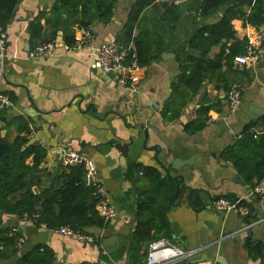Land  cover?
I'll return each instance as SVG.
<instances>
[{"label":"crops","instance_id":"1","mask_svg":"<svg viewBox=\"0 0 264 264\" xmlns=\"http://www.w3.org/2000/svg\"><path fill=\"white\" fill-rule=\"evenodd\" d=\"M56 1L21 0L6 28L8 44L5 58L0 60V93L11 99L13 107L5 110L3 117L7 123L15 118L26 119L30 129L27 138L44 148L41 168L45 175L38 194L51 188L62 170L61 148L71 145L98 167L104 197L115 216L103 229L84 231L96 239L94 244H86L0 211L2 227L16 230L24 238L18 246L19 255L0 264H16L38 246L54 252V264H146L148 244L134 252L132 233L137 223L136 190L149 193L153 185L143 171L138 172V165L156 168L163 177L168 176L164 171L168 168L176 179L173 205L167 213L169 231L156 238L197 253L172 264H193L205 258L210 261L198 264L216 260L219 264H264V208L257 199L248 198L258 180L249 181L246 174L240 173L237 157L227 153L245 139L246 128L264 116V67L234 66L241 75L231 76L230 81L243 84L244 93L242 106L233 116L227 108L229 90L217 91L215 82H205L196 95L188 89L175 88L190 39L198 30L218 23L227 8L206 18L201 16L202 0H180L175 5L179 19L163 53L169 56L134 73L137 92H133L104 78L95 67V49L113 40L121 42L119 37L136 0H118L112 21L107 25L95 23L90 28L92 37L87 47L73 53H64L62 48L63 29L57 28L62 20L51 12ZM172 6L170 0H157L150 5L133 38L142 37L146 31L152 33L155 28L156 34L160 29L171 36L166 15ZM67 19L64 14L63 20ZM38 26L41 28L36 36ZM83 30L86 29L76 25L75 37L82 36ZM233 30L238 38L246 36L245 20L235 19ZM48 42L57 46L54 56L28 57L30 51ZM129 45L135 49L133 41ZM220 50L221 46L215 47L210 55L216 57ZM245 71L247 76L243 75ZM208 106L213 110L206 121L199 111ZM250 107L262 112L255 120L248 116ZM196 121L204 123V127L198 130ZM147 124L150 128L146 143ZM1 127V134L5 132L4 136L11 141L26 136L16 125L2 122ZM251 132L257 141L264 137L259 128ZM119 145L128 148L122 152ZM192 158L191 165L183 163L180 170L172 168L174 160L185 162ZM28 163H32V158ZM221 198L245 200L252 210L251 216L212 211L213 203ZM249 225L252 227L248 228ZM257 247H261L262 254L252 251Z\"/></svg>","mask_w":264,"mask_h":264},{"label":"trees","instance_id":"2","mask_svg":"<svg viewBox=\"0 0 264 264\" xmlns=\"http://www.w3.org/2000/svg\"><path fill=\"white\" fill-rule=\"evenodd\" d=\"M20 1L0 0V27L6 29L10 25ZM155 1L157 0H136L131 5L127 22L119 37L124 45L134 42L138 60L143 67L161 60L179 19L178 7L173 5L166 15V19L170 21L171 36L160 29L156 34L155 28L152 33L146 31L142 37L133 38L143 12ZM117 4L118 0H57L51 12L62 20L57 28L63 29L64 44L72 45L76 25L88 30L95 23L109 24ZM223 7L227 9L218 23L198 30L190 39L186 60L179 67L176 78V91L182 87L196 95L205 82H215L217 91L227 92L231 86L230 77L241 75L234 67V58L245 54L248 40L245 36H236L233 21L244 19L245 26H264V0H202L201 16L207 18L218 14ZM244 7L248 10H243ZM64 14L68 16L67 20H63ZM37 28L36 36L41 27ZM218 46H221L219 54L212 57V49ZM243 75L247 76V71ZM212 110V107H203L199 114L205 116L207 121ZM4 115L5 110L0 111V131L1 123L4 122L16 125L18 131L26 136H18L11 141L0 132V211L21 219L25 215H39V224L46 225L49 230L63 227L83 232L91 228L103 229L107 222L97 213L99 199L94 195V190L86 185L83 166H75L69 170L62 167L50 189L39 194L34 191V188L40 187L45 175L41 168L45 158L44 148L39 143H31L27 138L30 129L26 119L15 118L7 123ZM195 125L198 130L204 127V123L198 121ZM256 128L264 133V116L259 121L252 122L244 132L245 139L227 152L229 157H237L239 171L246 174L249 181L264 178V137L258 141L255 139L256 135L251 131ZM31 158L30 164L28 160ZM137 168L139 173L143 171L150 180L153 189L149 193L136 190L137 223L132 233L134 252L158 239L156 235L165 236L168 233L167 213L176 193L174 178L163 177L162 172L156 168H142L141 165ZM18 237L20 236L17 234L12 235L11 229L3 228L0 219V263L19 255L20 248L16 242ZM252 251L262 254L261 247ZM147 256L148 250L144 254L145 258ZM54 261L55 254L51 249L38 246L21 256L16 264H54Z\"/></svg>","mask_w":264,"mask_h":264},{"label":"built area","instance_id":"3","mask_svg":"<svg viewBox=\"0 0 264 264\" xmlns=\"http://www.w3.org/2000/svg\"><path fill=\"white\" fill-rule=\"evenodd\" d=\"M180 0H170L174 6L180 4ZM247 30V46L246 52L243 55L235 56L234 66L257 67L264 62V31L260 28L246 25ZM92 37V30H83L82 36L75 37L72 45H63L64 53H73L85 49ZM8 44V34L6 29L0 27V60H3L6 55ZM57 46L54 42L44 43L37 46L30 51L28 57L35 58H49L56 54ZM95 67L101 72L108 82H117L120 85L126 86L133 92H137V87L134 79V73L142 68L138 60L137 52L130 45H124L118 40H113L100 45L95 49ZM244 87L237 83H232L227 92V108L230 116L238 113L242 106V97ZM11 99L0 93V111L12 108ZM61 166L69 170L75 166H83L85 168L86 185L94 190V195L99 199L96 210L100 217L105 222L110 221L115 216V211L109 206L108 200L104 197V188L101 183V175L98 167L91 161V159L81 150L74 148L71 145H64L61 148ZM257 199L264 208V178L258 181L252 188L248 198ZM247 198V199H248ZM246 199V198H245ZM214 212H221L225 214L236 213L242 217H250L252 210L244 201L228 200L221 198L213 203L210 208ZM24 222L39 223V215L29 217L27 215L22 219ZM264 220V219H263ZM42 227L47 228L46 225L41 224ZM249 225L248 228H251ZM63 236L73 240L83 242L86 244H94L96 239L93 235L87 234L83 231H76L69 227H63L57 230ZM18 233L12 230V235ZM17 245L21 246L24 243L23 237H18ZM197 253V250H183L165 239H156L148 245V256L146 264H172L176 261L187 260L192 258ZM208 264H219L212 262Z\"/></svg>","mask_w":264,"mask_h":264},{"label":"water","instance_id":"4","mask_svg":"<svg viewBox=\"0 0 264 264\" xmlns=\"http://www.w3.org/2000/svg\"><path fill=\"white\" fill-rule=\"evenodd\" d=\"M260 29H261V31H264V26H262ZM167 56H169V54H163V55H162V58H163V59H166ZM258 66H259V67H264V62L260 63ZM261 114H262V112H261L258 108H255V107H250V108H249L248 116H249L251 119L255 120V119H257V117L260 116ZM144 128H145V127H143V129H144ZM149 128H150V124H147V129H146V128L144 129V135H145L146 143L148 142V139H149V136H148V129H149ZM155 131H156L157 136H158V138L160 139V141L164 142V141L162 140L161 136H160V131H159L158 129H155ZM57 134L60 135L61 132H58V130H57ZM4 135H5V132H3L2 136H4ZM117 148H118L119 150H121L122 152H125V150L128 148V146H126V145H119ZM145 148H146V146H145ZM154 150H156V152H157V148H155ZM157 153H159V152H157ZM183 163H184V164H190V165H191V164L193 163V158H192L191 160H189V161H185V162H183V161H181V160H174L173 163H172V168H173L174 170H180L181 167H182V165H183ZM164 171L166 172V174H167L168 176L172 177L171 174H170V170H169L168 168H164ZM175 180H176V179H175ZM182 180H183V177H181V181H182ZM256 183H257V182H255L254 185H255ZM179 190H180V185H179L178 188H177V192H179ZM34 191H35L36 193H38L37 188H34ZM204 261H210V260H208L207 258H205V259H203V260H197V261H194L193 264H198V263H201V262H204ZM214 261H215V260H214ZM216 261L220 262L219 260H216Z\"/></svg>","mask_w":264,"mask_h":264},{"label":"rangeland","instance_id":"5","mask_svg":"<svg viewBox=\"0 0 264 264\" xmlns=\"http://www.w3.org/2000/svg\"><path fill=\"white\" fill-rule=\"evenodd\" d=\"M232 83H237V84H240V85L243 86V84H241V83H239V82H236V81H232L231 84H232ZM243 87H244V86H243Z\"/></svg>","mask_w":264,"mask_h":264}]
</instances>
